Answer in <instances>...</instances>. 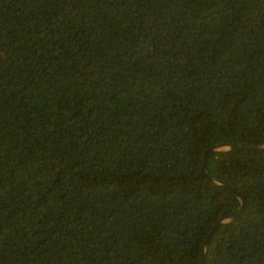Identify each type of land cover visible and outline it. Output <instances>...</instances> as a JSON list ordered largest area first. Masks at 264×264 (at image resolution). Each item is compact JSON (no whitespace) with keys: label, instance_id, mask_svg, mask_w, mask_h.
I'll list each match as a JSON object with an SVG mask.
<instances>
[{"label":"trees","instance_id":"trees-1","mask_svg":"<svg viewBox=\"0 0 264 264\" xmlns=\"http://www.w3.org/2000/svg\"><path fill=\"white\" fill-rule=\"evenodd\" d=\"M255 148L264 0H0V264H264Z\"/></svg>","mask_w":264,"mask_h":264},{"label":"water","instance_id":"water-1","mask_svg":"<svg viewBox=\"0 0 264 264\" xmlns=\"http://www.w3.org/2000/svg\"><path fill=\"white\" fill-rule=\"evenodd\" d=\"M229 148H230V149H236L235 146H230ZM237 149H241V148H237ZM262 149H264V148H255V149H253V150H254V151H260V150H262ZM249 150H252V149H249ZM212 151H213V149L209 150V151L207 152V154L210 153V152H212ZM207 154H206L205 159H204V164H203V167H202V174H203L204 177L208 178L209 181L214 182L213 179H212V178L209 176V174H208ZM214 184H215V183H214ZM237 194H238V197H239V198L241 199V201H242V208H241V210H240V212H239L238 215L232 216L231 218H227V219H231V220H236V219H238V218L241 216V214H242V212L244 211V209H245V201H244V199H243L242 197H240V194H239V193H237ZM225 220H226V219H222V220H220L219 223H217V225L213 228L212 232L210 233L208 239L205 241L204 246H203V253H202V258H201V262H200V264H205V256H206L207 249H208L209 246H210L211 239H212L213 235L215 234L217 228L219 227L220 223L224 222Z\"/></svg>","mask_w":264,"mask_h":264}]
</instances>
